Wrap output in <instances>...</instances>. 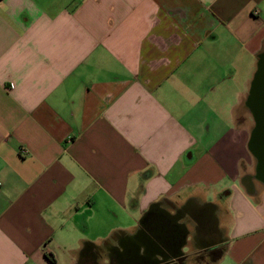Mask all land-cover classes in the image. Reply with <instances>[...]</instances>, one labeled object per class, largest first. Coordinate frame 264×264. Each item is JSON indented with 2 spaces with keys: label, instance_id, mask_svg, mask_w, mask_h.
Here are the masks:
<instances>
[{
  "label": "crops",
  "instance_id": "crops-1",
  "mask_svg": "<svg viewBox=\"0 0 264 264\" xmlns=\"http://www.w3.org/2000/svg\"><path fill=\"white\" fill-rule=\"evenodd\" d=\"M263 64L264 0H0V264H264Z\"/></svg>",
  "mask_w": 264,
  "mask_h": 264
},
{
  "label": "flooded vegetation",
  "instance_id": "flooded-vegetation-1",
  "mask_svg": "<svg viewBox=\"0 0 264 264\" xmlns=\"http://www.w3.org/2000/svg\"><path fill=\"white\" fill-rule=\"evenodd\" d=\"M262 72L264 73V64L262 66ZM262 75L263 74H261V76ZM261 82H262V85H264V75H263V79ZM263 92H264V87L262 89V93ZM249 103L253 107H254V105H256L258 107L257 108L258 109L257 110L258 115H262L261 121H263V123H264V95H262L261 93L259 95H258V93H254L253 96L250 98ZM261 130H264V126L262 127ZM260 139L261 138L259 136H254V140L259 141ZM147 221H148L147 225H148V228L150 230L149 233L150 234L152 233L151 235L153 237H155L158 241L169 242L176 237L177 227H174V225L172 223V219L167 217L166 215H164V214H153L149 217V219ZM179 262H181V259ZM162 263H164V262H162Z\"/></svg>",
  "mask_w": 264,
  "mask_h": 264
},
{
  "label": "water",
  "instance_id": "water-1",
  "mask_svg": "<svg viewBox=\"0 0 264 264\" xmlns=\"http://www.w3.org/2000/svg\"><path fill=\"white\" fill-rule=\"evenodd\" d=\"M259 137L262 139L263 143L261 145V150H260V152L258 151V153H259L260 157L264 158V135H262V136L259 135ZM148 246L149 247L146 246V248H147L146 252L151 259L153 258L152 264H159V262L155 259V257L156 256L164 257L165 256L164 251L159 246L153 244L152 242H150V244ZM166 252H168V251L166 250Z\"/></svg>",
  "mask_w": 264,
  "mask_h": 264
}]
</instances>
